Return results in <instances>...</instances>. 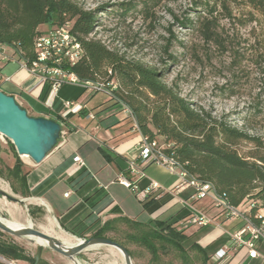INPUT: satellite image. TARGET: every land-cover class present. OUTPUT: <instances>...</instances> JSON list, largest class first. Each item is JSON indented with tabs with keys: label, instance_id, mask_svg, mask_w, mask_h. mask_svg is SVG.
I'll use <instances>...</instances> for the list:
<instances>
[{
	"label": "trees",
	"instance_id": "trees-1",
	"mask_svg": "<svg viewBox=\"0 0 264 264\" xmlns=\"http://www.w3.org/2000/svg\"><path fill=\"white\" fill-rule=\"evenodd\" d=\"M245 1L264 17V0ZM196 5L210 16L201 17L199 26L203 34L211 38L214 36L215 5L210 0H199ZM97 14L98 11L86 10L74 0H0V45L12 49L20 60L31 64L35 56V41L44 34L40 28L46 25L52 29L70 23V31L81 44L85 56L68 71L82 82L107 84L115 80L118 89L109 95L111 102L128 108L134 117H126L123 121V127L129 128L126 130L128 135L120 138L116 144L137 135L148 142L155 141L191 177L212 184L231 206L240 207L255 202L257 206L252 210L253 215L264 210V139L239 129L229 121L227 115L216 117L182 97L176 84L169 86L164 81L165 71L128 59L118 51L111 50L101 40L91 39L100 26ZM254 21L258 22L257 19ZM181 24L187 26L188 22ZM50 89L51 86L46 83L43 99ZM53 120L63 123L60 116ZM119 124L117 122L113 126ZM243 143L252 145L253 149L248 153L241 152ZM22 165L18 161L8 170L25 187ZM84 174L86 170L81 173ZM27 194L23 193L25 196ZM170 200L168 194L161 196L160 192H155L141 203L144 210L152 215ZM117 211V208L113 209V212ZM188 217L189 212L184 209L174 218L157 219L147 224L119 217L107 221L92 234V238H108L107 234L114 231V225L121 222L131 230L129 241L145 248L153 260L159 257L162 248L172 247L185 264H195L188 249L196 253V260L199 259L200 264H209L211 256L208 251L195 242L190 243L191 237L179 230V223L185 224ZM61 226L78 238L85 237L86 232L77 234ZM0 236H4L3 233L0 232ZM110 240L121 244L134 258L124 243ZM0 255L9 260L36 264V259H28L22 248L3 241H0Z\"/></svg>",
	"mask_w": 264,
	"mask_h": 264
},
{
	"label": "rangeland",
	"instance_id": "rangeland-1",
	"mask_svg": "<svg viewBox=\"0 0 264 264\" xmlns=\"http://www.w3.org/2000/svg\"><path fill=\"white\" fill-rule=\"evenodd\" d=\"M74 1L86 10L98 11L100 26L91 39L101 40L111 50L118 51L128 59L165 71L164 81L169 86L176 84L182 97L216 117L227 115L229 121L239 129L264 139V17L245 0H210L216 8L215 26L212 29L214 36L211 38H207L199 26L201 17H210L196 5L199 0ZM253 19L258 22H253ZM183 22H188V25L182 26ZM54 28L45 25L40 29L42 33H47ZM109 100L106 93L99 92L91 100L90 107L99 104L110 106ZM121 114V109L115 107L104 112L102 118L115 115L117 120ZM72 120L75 125H88L79 116L72 117ZM252 149L253 146L247 143L240 146L243 153ZM0 159L2 184L19 197L36 199L24 190L15 174L9 172L8 167H13L21 160L11 142L1 135ZM21 172L24 173L22 169ZM24 192L28 193L27 196L23 195ZM206 204L209 202L202 201L198 206L205 207ZM3 212L15 225L19 226L22 222L21 226L30 227V220L33 228L39 231L47 226L49 220L55 219L65 233L75 236L64 230L59 220L41 206L40 201L30 205L28 210L11 204ZM154 218L159 219L158 215ZM232 221L224 223L225 229L229 228ZM198 229L188 223L179 227L188 235L195 232L200 234ZM130 232L127 225L119 222L107 237L124 243L134 255V264H185L172 247L162 248L159 257L153 260L145 248L129 241ZM3 235L0 241L19 246L28 259L34 260L39 256L38 264H72L69 259L47 247L5 233ZM90 238L92 234L82 239ZM190 243L186 245L187 248ZM220 245L218 243L211 247L208 253L214 254ZM188 254L195 264H200L195 252L188 249ZM79 260L83 264H124L122 256L109 247L86 251Z\"/></svg>",
	"mask_w": 264,
	"mask_h": 264
},
{
	"label": "crops",
	"instance_id": "crops-1",
	"mask_svg": "<svg viewBox=\"0 0 264 264\" xmlns=\"http://www.w3.org/2000/svg\"><path fill=\"white\" fill-rule=\"evenodd\" d=\"M6 54L15 56L10 48L6 49ZM0 77L2 78L0 91L14 96L18 104L32 117L48 119L61 117L63 102L66 101L86 105L82 113L71 114L63 120L61 126L64 134L58 146L41 164L35 165L30 160L25 161L17 155L23 164L21 169L24 171L26 181L24 190L43 201L46 204L45 208L69 231L77 234L86 232V237L102 228L107 221L119 217L143 224L153 221L156 215L160 220H168L182 210V207L177 204V199L186 200L193 195L192 189L175 195L169 193L180 183L179 171L171 173L163 166L144 165L139 161L141 177L129 172V163L135 158L142 137L137 135L116 144L120 138L128 135L126 127H123V121L127 116L122 106H116L114 102H111L109 95L110 106L103 107L104 104H99L91 108L90 102L97 93H88L81 86L66 83L61 86L57 95L51 94L50 89L47 97L43 99L42 93L46 85L43 79L30 75L16 62L1 59ZM115 107H119L122 112L117 120L114 118L115 115L102 118L104 112ZM90 114L95 118H89ZM74 116L85 119L88 125L84 127L75 125L72 120ZM117 122L120 124L113 126ZM75 156L83 159L86 165L83 170H86V174L81 175L83 170L76 168ZM122 176L129 181H136L140 189L147 188L153 182L157 183L163 191H166L160 193L161 196L168 194L171 200L151 215L144 210L136 193L120 184L119 179ZM114 208L118 211L113 212ZM203 208L207 210L209 216L214 218V224L199 228L200 234L195 232L188 235L185 232V235L191 237V240L207 251L221 243L218 251L227 244L230 235L238 231L244 223L241 220H234L229 228L225 229L224 223L227 220L222 219L210 203ZM260 214L264 216V210H261ZM108 217L110 219H107ZM179 225L182 223L180 222ZM259 253L261 257H264V243L260 245ZM11 261L15 264H27L24 261L9 260L0 255V264H9ZM230 264H264V262L262 258L249 260L239 255L235 256Z\"/></svg>",
	"mask_w": 264,
	"mask_h": 264
},
{
	"label": "built area",
	"instance_id": "built-area-1",
	"mask_svg": "<svg viewBox=\"0 0 264 264\" xmlns=\"http://www.w3.org/2000/svg\"><path fill=\"white\" fill-rule=\"evenodd\" d=\"M70 26V23H67L37 37L35 56L31 64L20 60L17 55L14 57L7 55L6 49L8 47L3 45H0V59L7 62H16L21 69L26 70L30 75L43 79L51 86V94L57 95L61 86L68 83L81 86L88 93L104 92L110 95L112 91L118 89L115 80L107 84L82 82L75 74L68 71L85 56L81 44L71 33ZM109 74L112 75V72L110 71ZM85 109L86 105L84 104L63 102L61 118L66 120L69 115L80 114ZM123 112L127 117L134 119L128 108L124 107ZM89 118L94 119L95 116L90 114ZM63 134L62 131L61 137ZM139 161L144 165L157 164L163 166L171 173L180 172V183L169 193L175 195L187 189L193 190V195L190 198L186 200L177 199V204L189 212L186 223L190 226L203 228L214 224V218L207 214V210L198 206V203L202 201H208L222 219L227 221L241 220L244 223L238 231L230 235L227 244L211 256L209 264H230L232 259L239 255L249 260L262 258L264 262V257H261L259 253V247L264 243V218L260 213L252 214V210L257 206V203H245L240 207L231 206L216 192L212 184L191 177L174 159L168 157L163 151V147L155 141L148 142L142 138L137 147L135 158L129 163V172L132 175H140L141 177L142 172L138 166ZM74 164L78 170L84 169L86 166L79 156L74 157ZM119 182L124 187L132 189L140 202H144L155 192L161 194L166 192L154 182L143 190L138 187L136 181H129L124 176L119 179ZM9 264H15V262L11 261Z\"/></svg>",
	"mask_w": 264,
	"mask_h": 264
},
{
	"label": "water",
	"instance_id": "water-1",
	"mask_svg": "<svg viewBox=\"0 0 264 264\" xmlns=\"http://www.w3.org/2000/svg\"><path fill=\"white\" fill-rule=\"evenodd\" d=\"M0 135L11 142L20 158L27 157L32 163L39 165L58 146L62 135V126L53 119L30 116L18 104L14 96L0 91ZM0 198H5L8 202L21 206H26L29 200L1 189ZM51 215L54 216L52 213ZM0 232L17 239L28 240L31 243H35L36 239L42 240L47 244V248L76 264L81 262L79 258L84 252L99 247L112 248L120 253L124 264H134L125 247L105 237L90 239L76 237L80 242L74 246H67L33 227L14 229L5 222L4 216H0ZM39 260L40 257L37 256L36 264L39 263Z\"/></svg>",
	"mask_w": 264,
	"mask_h": 264
},
{
	"label": "bare ground",
	"instance_id": "bare-ground-1",
	"mask_svg": "<svg viewBox=\"0 0 264 264\" xmlns=\"http://www.w3.org/2000/svg\"><path fill=\"white\" fill-rule=\"evenodd\" d=\"M23 158L28 159L27 157H23ZM0 189L3 190V191H5V192H7V193H9V194H13L12 191L10 190V188L7 187L5 184H2L1 181H0ZM37 201H40L41 206L46 207V204L43 201L36 200V199H29L27 201L26 206H22V207H25V209L28 210L29 209V206L35 204ZM11 204H13V203L8 202L5 198H2V199L0 198V216H4L5 217V213L3 212L4 211V208H7V207L9 208ZM15 205H18V204H15ZM19 206H21V205H19ZM5 222L10 227H12L14 229H22V228H25V227L21 226L22 225V222H21V225L19 224V226L18 225H15L14 222L9 219V217L8 218L5 217ZM29 222H30V227H33V225H32V223H31L30 220H29ZM41 232H43V233H45V234H47L49 236H52V237L56 238L58 241L62 242L63 244H65L67 246H74V245H76V244H78L80 242L76 237H74L72 235H68L67 233H65L59 227V224L57 223V221L55 219L54 220H49V223L47 224V226H45L43 228V230ZM59 234H61V236ZM35 243L38 244L39 246H44V247H46V245H47L44 241L39 240V239H36L35 240ZM72 264H76V263H73L72 262ZM79 264H83V263L82 262H79Z\"/></svg>",
	"mask_w": 264,
	"mask_h": 264
}]
</instances>
